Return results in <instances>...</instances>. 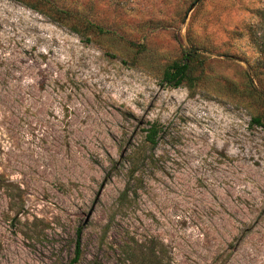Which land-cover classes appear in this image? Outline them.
I'll return each mask as SVG.
<instances>
[{"label": "rangeland", "instance_id": "obj_1", "mask_svg": "<svg viewBox=\"0 0 264 264\" xmlns=\"http://www.w3.org/2000/svg\"><path fill=\"white\" fill-rule=\"evenodd\" d=\"M47 1L0 0V264H264V0Z\"/></svg>", "mask_w": 264, "mask_h": 264}, {"label": "trees", "instance_id": "obj_2", "mask_svg": "<svg viewBox=\"0 0 264 264\" xmlns=\"http://www.w3.org/2000/svg\"><path fill=\"white\" fill-rule=\"evenodd\" d=\"M43 2H48L47 0H41ZM53 13L56 15L55 20L60 21H70L75 20L78 23H81L84 27V31H95L99 34H113L109 31L104 30L102 27H99L88 21H83L80 17H77L76 14L67 10L53 9ZM259 21L256 25L249 26V36L250 40L255 43V46L258 49L257 64L264 69V9L259 10L258 12ZM75 33H79L76 27L70 28ZM192 56L190 53L184 55L181 61H174L169 65L162 74V81L170 87L178 88L186 81H189L193 71L195 70L191 62ZM253 125L261 127L264 129V119L262 117H253L251 120ZM145 140L151 147H155L157 144V133L158 126L155 124L151 125L148 130H146ZM152 253V254H151ZM81 242L78 238L75 244L74 257L69 264H77L81 258ZM152 257L154 260H152ZM130 261V258L126 259ZM144 264H162L161 261L158 262L157 256L154 251H151L148 255V261Z\"/></svg>", "mask_w": 264, "mask_h": 264}, {"label": "water", "instance_id": "obj_3", "mask_svg": "<svg viewBox=\"0 0 264 264\" xmlns=\"http://www.w3.org/2000/svg\"><path fill=\"white\" fill-rule=\"evenodd\" d=\"M199 0H197V2H198Z\"/></svg>", "mask_w": 264, "mask_h": 264}]
</instances>
